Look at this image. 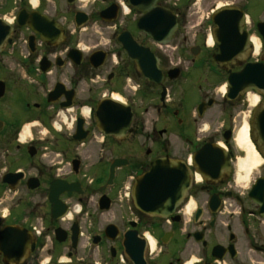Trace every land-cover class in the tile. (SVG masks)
Masks as SVG:
<instances>
[{
  "label": "flooded vegetation",
  "instance_id": "af4514ba",
  "mask_svg": "<svg viewBox=\"0 0 264 264\" xmlns=\"http://www.w3.org/2000/svg\"><path fill=\"white\" fill-rule=\"evenodd\" d=\"M34 1L33 8L17 0L16 16L25 10L46 40L14 25L2 54L29 84L13 121L0 118V264H141L140 257L143 264H264L261 136L251 141L261 163L247 186L237 181L246 156L237 134L264 96L227 86L248 65L264 66V0H92L89 11L83 0ZM80 13L88 22L79 28ZM89 26L109 44L86 54L81 32ZM150 26L160 42L146 33ZM123 34L157 58L160 85L138 71ZM98 51L106 59L95 68L90 57ZM114 92L132 111L122 134L105 125L107 134L97 121ZM66 100L88 106L89 116L64 121L58 112ZM30 120L34 134L22 141L20 126ZM157 160L182 163L190 180L186 198L164 218L142 213L132 198Z\"/></svg>",
  "mask_w": 264,
  "mask_h": 264
},
{
  "label": "water",
  "instance_id": "95a60500",
  "mask_svg": "<svg viewBox=\"0 0 264 264\" xmlns=\"http://www.w3.org/2000/svg\"><path fill=\"white\" fill-rule=\"evenodd\" d=\"M81 18L78 21V26H82L87 22L85 15H78ZM147 18V20H149ZM154 20L152 19V22ZM47 22V21H46ZM50 28H54L53 23L49 24ZM17 25L19 27L29 26L34 31L41 33L44 40H46V32L42 28H37L31 22V18L27 15L26 11H22L17 18ZM170 25H167V30ZM13 35V27L4 20L0 19V53L4 48L11 44ZM148 35L156 42H159L162 35L159 34L158 29L150 26ZM124 48L131 58L137 62L138 70L143 76L150 82L155 84L161 83V77L158 68V60L150 51H140L129 40L128 35L124 34ZM169 39V38H168ZM167 39V41H168ZM167 43V42H165ZM31 47V42L29 43ZM94 62L95 68L100 67L105 61V54L97 52L93 54L90 59ZM228 85L235 91H257L264 96V66L248 65L244 70L235 75H231L228 80ZM6 91V85L4 82H0V99L4 97ZM73 96L71 93L70 97ZM70 99V98H69ZM56 101V100H55ZM73 104L70 100L62 104V107L68 108ZM258 110V108H257ZM261 110V111H260ZM98 125L101 130L107 134H111L105 125L108 127H117L118 130L115 133L122 134L130 126L132 121V112L126 106L109 101L107 105H101L97 111ZM3 127V123L0 121V130ZM83 132V120L78 121L77 133ZM250 135L255 140L256 135L261 136L264 142V102L259 111H257L250 122ZM264 150V146L262 147ZM114 164L111 167V177L114 175ZM111 180L109 181V183ZM190 188V180L188 178L187 168L179 162L158 160L152 163L149 172L137 179L136 185L132 192L134 204L141 212L149 213L153 217H166L169 214L174 213L176 207L187 196ZM14 244V243H12ZM143 264L142 258H136Z\"/></svg>",
  "mask_w": 264,
  "mask_h": 264
},
{
  "label": "rangeland",
  "instance_id": "374dc122",
  "mask_svg": "<svg viewBox=\"0 0 264 264\" xmlns=\"http://www.w3.org/2000/svg\"><path fill=\"white\" fill-rule=\"evenodd\" d=\"M83 5L86 7V10L89 11L92 6V0L84 1ZM18 7L19 5L15 4V0H0V19L14 20ZM94 26H96V24H94ZM86 28L87 27L83 29V32H81L82 48L86 54H88L90 50L92 51L93 47L99 45L100 43L101 47H104L105 44H109L108 36L95 33L90 26L87 30ZM97 30L101 31L98 28ZM22 50L25 53L24 48ZM13 59L14 58L9 53L0 56V80H3L7 84L5 97L0 102V118L9 123L12 122L15 117V106H21L23 100H25L23 98V94H25L23 91V87H25L24 84H29L27 79L20 80V68ZM36 122L37 120H30L21 124V134L23 133V129L26 125L31 126L30 130L33 131L34 134V123ZM29 139L30 137L26 138L27 141H29Z\"/></svg>",
  "mask_w": 264,
  "mask_h": 264
},
{
  "label": "bare ground",
  "instance_id": "6f19581e",
  "mask_svg": "<svg viewBox=\"0 0 264 264\" xmlns=\"http://www.w3.org/2000/svg\"><path fill=\"white\" fill-rule=\"evenodd\" d=\"M87 1V0H83ZM36 2H33V5H35ZM9 23H12V20H8ZM225 89H223V92ZM115 100L123 101V99L119 95H114L113 97ZM252 105H256L258 103V98L252 97L251 98ZM30 125H26L23 129V133L21 135V140L25 141L26 138L30 136ZM237 143L238 145L245 150L246 156L245 158L239 160L238 162V175H237V181L239 184H242L244 186H247L250 179H251V173L259 166L261 163V159L256 156L254 152V148L250 142L249 139V126L248 124H244L242 129L237 134ZM192 207L190 206L188 208V213L191 212ZM151 248H154V243L151 242Z\"/></svg>",
  "mask_w": 264,
  "mask_h": 264
}]
</instances>
